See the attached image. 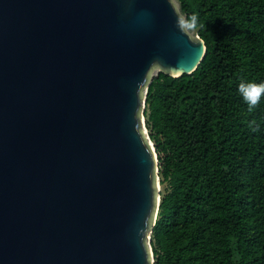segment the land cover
<instances>
[{
    "label": "water",
    "instance_id": "obj_1",
    "mask_svg": "<svg viewBox=\"0 0 264 264\" xmlns=\"http://www.w3.org/2000/svg\"><path fill=\"white\" fill-rule=\"evenodd\" d=\"M183 19L175 0H0V264H152L140 119L151 77L205 52Z\"/></svg>",
    "mask_w": 264,
    "mask_h": 264
},
{
    "label": "trees",
    "instance_id": "obj_2",
    "mask_svg": "<svg viewBox=\"0 0 264 264\" xmlns=\"http://www.w3.org/2000/svg\"><path fill=\"white\" fill-rule=\"evenodd\" d=\"M205 52L190 73L146 85L143 116L161 189L152 264H264V0H177Z\"/></svg>",
    "mask_w": 264,
    "mask_h": 264
},
{
    "label": "clouds",
    "instance_id": "obj_3",
    "mask_svg": "<svg viewBox=\"0 0 264 264\" xmlns=\"http://www.w3.org/2000/svg\"><path fill=\"white\" fill-rule=\"evenodd\" d=\"M185 23L189 29H195L198 26L197 14H189ZM237 91L243 102L251 109L264 98V81L241 80L237 85Z\"/></svg>",
    "mask_w": 264,
    "mask_h": 264
},
{
    "label": "rangeland",
    "instance_id": "obj_4",
    "mask_svg": "<svg viewBox=\"0 0 264 264\" xmlns=\"http://www.w3.org/2000/svg\"><path fill=\"white\" fill-rule=\"evenodd\" d=\"M175 2H176V4H177V6H178V8H179V4H178V2H177V0H175ZM182 14V13H181ZM182 17H184V15L182 14ZM184 20V19H183ZM188 28V27H187ZM189 29V28H188ZM192 33H193V35H195L196 33H195V30L194 29H189ZM153 74H155L156 73V68L153 70V72H152ZM141 118V117H140ZM142 120V118L140 119V122H141V125H142V130H143V132H145V136L148 138L149 136H148V130H147V128H146V126H145V118H144V116H143V121H141ZM151 141V140H150ZM151 143H152V141H151ZM153 144V143H152ZM153 147H154V145H153ZM158 166V165H157ZM157 179H159V176H158V174H157V177H156ZM159 185V187H158V189L160 190L161 189V185H160V183L158 184ZM152 258V257H151ZM152 260H153V258H152Z\"/></svg>",
    "mask_w": 264,
    "mask_h": 264
},
{
    "label": "built area",
    "instance_id": "obj_5",
    "mask_svg": "<svg viewBox=\"0 0 264 264\" xmlns=\"http://www.w3.org/2000/svg\"><path fill=\"white\" fill-rule=\"evenodd\" d=\"M148 240H149V245H150V235L148 236Z\"/></svg>",
    "mask_w": 264,
    "mask_h": 264
},
{
    "label": "bare ground",
    "instance_id": "obj_6",
    "mask_svg": "<svg viewBox=\"0 0 264 264\" xmlns=\"http://www.w3.org/2000/svg\"><path fill=\"white\" fill-rule=\"evenodd\" d=\"M149 142L151 143L150 139H149ZM152 144V143H151Z\"/></svg>",
    "mask_w": 264,
    "mask_h": 264
}]
</instances>
